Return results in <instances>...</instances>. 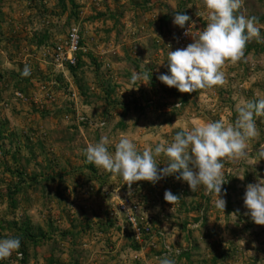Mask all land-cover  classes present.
Instances as JSON below:
<instances>
[{
  "label": "rangeland",
  "instance_id": "1",
  "mask_svg": "<svg viewBox=\"0 0 264 264\" xmlns=\"http://www.w3.org/2000/svg\"><path fill=\"white\" fill-rule=\"evenodd\" d=\"M174 11L191 18L183 37ZM205 11L202 0H0V239L19 237L22 254L0 264H159L177 248L176 264H264V225L243 202L246 185L264 180V159L255 163L264 116L255 117L249 156L223 161V211L203 185L192 192L170 175L129 187L83 154L105 136L110 152L121 136L143 151L185 126L234 123L238 103L264 98V42L255 38L241 61L226 62L222 86L181 93L157 79L170 74L168 45L192 43ZM238 14L257 17L264 40V0H244ZM71 24L80 48L58 62L53 46ZM144 71L149 84L131 82ZM156 159L158 168L168 162ZM165 190L179 202H166ZM125 198L136 204L139 231L120 206Z\"/></svg>",
  "mask_w": 264,
  "mask_h": 264
},
{
  "label": "clouds",
  "instance_id": "2",
  "mask_svg": "<svg viewBox=\"0 0 264 264\" xmlns=\"http://www.w3.org/2000/svg\"><path fill=\"white\" fill-rule=\"evenodd\" d=\"M202 2L206 9V26L193 36V42L186 47L169 50L171 46L168 45L167 67L170 74L157 77L163 84L175 87L181 93L222 86L226 82L222 71L226 62L235 65L241 61L246 45L252 39L264 42L256 26L258 18L238 14L244 0ZM190 19L187 14L174 11V25L184 28ZM30 71L25 65L21 75L28 76ZM150 77L148 71L133 72L130 79L132 83L141 81L147 85ZM236 113L234 123L220 119L199 122L191 128L185 126L175 133L171 142H158L143 151H138L131 138L121 136L114 144V152H110L109 138L101 137L98 142L88 144L84 149L85 162L120 176L129 187L137 181L155 184L170 175L187 182L192 192L203 185L206 194H214V206L223 211L226 200L222 197L226 189L222 186L227 183L223 161L227 159L235 162L249 156V141L259 134L255 117L264 116V98L241 101L236 106ZM257 152L255 163L264 159V147ZM161 155L166 156L168 162L163 168H158L156 157ZM163 198L173 205L181 197L165 190ZM243 202L252 222L264 225V180L246 185ZM20 246L19 237L0 239V260L8 259L13 252L22 258L18 251ZM179 251L178 248L174 251L170 249L159 258V264H176V260L170 257L179 255Z\"/></svg>",
  "mask_w": 264,
  "mask_h": 264
},
{
  "label": "built area",
  "instance_id": "3",
  "mask_svg": "<svg viewBox=\"0 0 264 264\" xmlns=\"http://www.w3.org/2000/svg\"><path fill=\"white\" fill-rule=\"evenodd\" d=\"M186 31H188V28L183 29L180 37H183ZM79 48H80L79 30L75 24H71L67 29L63 42L61 44H58V43L54 44L53 49H52L53 54H54L53 58L57 60L58 62L70 61L72 60V57L74 56V54L79 50ZM16 93H17V96H21L20 92H16ZM129 201L127 198H125L123 201L120 202V206L122 209H124V206H125L126 217L128 221L130 222V224L132 226H135L138 221L133 215L134 212L136 211V204H132ZM135 229L136 231H139V228L136 226H135ZM142 229L147 235L149 234L148 226H143ZM158 234H160V232H158ZM164 248L168 249L167 245L164 244Z\"/></svg>",
  "mask_w": 264,
  "mask_h": 264
}]
</instances>
